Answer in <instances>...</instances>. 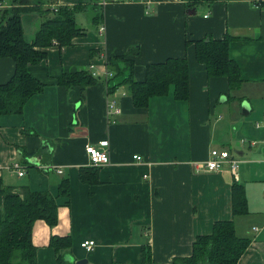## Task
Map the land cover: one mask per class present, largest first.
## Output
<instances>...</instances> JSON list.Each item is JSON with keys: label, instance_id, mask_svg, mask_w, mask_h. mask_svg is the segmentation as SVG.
<instances>
[{"label": "crops", "instance_id": "crops-1", "mask_svg": "<svg viewBox=\"0 0 264 264\" xmlns=\"http://www.w3.org/2000/svg\"><path fill=\"white\" fill-rule=\"evenodd\" d=\"M36 2L24 3L30 8L21 15L27 41L43 18L32 9ZM41 2L52 12L63 5L82 8L74 14L80 34L67 45L53 40L40 48L46 57L28 65L43 89L20 113H0L3 184L47 191L56 202L54 224L38 219L32 225L37 264H57L53 236L69 237V247L61 250L74 264H172L191 256L196 236L210 234L223 220H232L236 234L251 240L237 264H264V0ZM225 36L240 72L233 90L226 77H209L195 57L196 41ZM125 55L138 81L149 64L186 59L188 99H178L170 85L145 106H134L126 84L110 88L121 78L105 76L109 61ZM80 69L98 80L84 87L58 83L62 74ZM15 71L11 57H0V84ZM112 101L120 113L108 112ZM88 144L109 154L96 183L82 179L91 167ZM212 149L239 159L238 171L197 167ZM14 161L25 166L23 176L9 168ZM234 187L246 201L241 214L234 212ZM86 239L95 242L90 252L80 246ZM146 251L149 262L143 260Z\"/></svg>", "mask_w": 264, "mask_h": 264}, {"label": "trees", "instance_id": "trees-1", "mask_svg": "<svg viewBox=\"0 0 264 264\" xmlns=\"http://www.w3.org/2000/svg\"><path fill=\"white\" fill-rule=\"evenodd\" d=\"M41 1L37 0L32 6L43 18L30 41L23 37L21 23V15L27 11L24 3L28 1L15 0L16 5L0 10V57H11L16 63L14 76L7 83L0 84V113H20L24 103L43 89L44 84L27 70L28 65L37 64L46 57L40 48L50 46L53 40L60 46L70 44L71 39L81 32L74 14L82 8V3L72 7L58 6L52 12ZM230 39L225 36L219 40L196 41L195 57L204 64L209 77H226L229 89L233 90L241 79L238 64L229 57ZM132 67L133 60L126 55L116 56L109 61L108 70L113 76L107 79L120 77V81L110 88L126 84L134 106H145L149 97L166 93L170 85L174 86L178 99H188L189 65L186 59L168 58L164 62L149 64L142 81L132 77ZM96 80L98 77L80 69L62 74L58 83L66 87H84ZM88 170V175L82 171V179L89 183L98 182V166H91ZM245 205L243 192L234 187V212H246ZM38 219L48 224L56 222V202L51 194L32 191L26 185L20 189L5 186L0 178V264H37L32 225ZM250 242L248 237L236 234L232 220L216 221L210 234L196 236L191 256L175 258L172 264H237ZM50 245L56 251L57 264H74L65 259L61 250L69 247L68 236H53ZM147 255L146 251L143 260L149 262Z\"/></svg>", "mask_w": 264, "mask_h": 264}, {"label": "built area", "instance_id": "built-area-1", "mask_svg": "<svg viewBox=\"0 0 264 264\" xmlns=\"http://www.w3.org/2000/svg\"><path fill=\"white\" fill-rule=\"evenodd\" d=\"M109 1H117V0H98L99 4L104 6ZM5 8L3 3H0V10ZM56 11V9H53ZM103 28H101L102 30ZM94 77H97L95 73H93ZM105 76L108 78L112 77V72L106 71ZM108 112H112L113 114L120 113V108L116 105L114 101L108 103ZM257 126L260 125L259 122L256 123ZM101 146H106L107 141L100 142ZM85 152L88 156L89 162L91 166H102L109 163V154L107 151L103 150L102 147H96L92 144H88L85 146ZM134 159L139 160L140 157L137 155L133 156ZM226 165L232 173H236L239 169L240 161L239 159L233 157L227 150H217L212 149L209 154V158L202 162L196 164L197 167L204 168L206 170H217L222 166ZM24 167L20 161H14L10 165V169L17 172L19 176H23L25 174ZM57 172L62 173L61 169H58ZM264 192V186H263ZM95 245V242L90 239L83 240L80 243V246L86 251L90 252Z\"/></svg>", "mask_w": 264, "mask_h": 264}, {"label": "rangeland", "instance_id": "rangeland-1", "mask_svg": "<svg viewBox=\"0 0 264 264\" xmlns=\"http://www.w3.org/2000/svg\"><path fill=\"white\" fill-rule=\"evenodd\" d=\"M27 1H30V0H27ZM31 2L32 3H34V0H31ZM25 8V7H24ZM26 9H27V7H26ZM25 15H27V13H25L23 16H25ZM81 18H84V14L81 16ZM28 20V22H30L29 21V19H27ZM26 20H24V25H25V23H28ZM29 27H30V25H28V24H26L25 25V30H26V35L29 33Z\"/></svg>", "mask_w": 264, "mask_h": 264}, {"label": "water", "instance_id": "water-1", "mask_svg": "<svg viewBox=\"0 0 264 264\" xmlns=\"http://www.w3.org/2000/svg\"><path fill=\"white\" fill-rule=\"evenodd\" d=\"M243 110H244V108H243ZM65 259L69 260V261H72V257L71 256H66ZM85 262H86V259H80V260H77L75 262V264H84Z\"/></svg>", "mask_w": 264, "mask_h": 264}]
</instances>
